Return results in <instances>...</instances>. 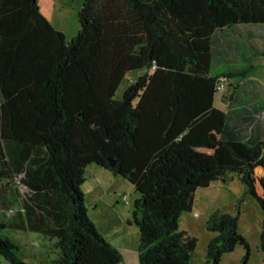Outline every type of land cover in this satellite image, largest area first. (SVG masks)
<instances>
[{
  "label": "trees",
  "instance_id": "16d2710c",
  "mask_svg": "<svg viewBox=\"0 0 264 264\" xmlns=\"http://www.w3.org/2000/svg\"><path fill=\"white\" fill-rule=\"evenodd\" d=\"M79 25L67 40L38 0H0V178L20 176L28 188L16 216L0 219V256L28 264L4 235L13 229L55 241L59 264H122L85 205L91 165L121 175L139 194V264H192L198 238L179 229L180 217L193 210L199 188L233 174L264 217V178L256 175L264 141L242 135L215 106L221 77L234 75L212 71L218 31L261 25L264 33V0H85ZM134 71L145 73L114 100ZM10 203L0 185V208ZM238 222L220 211L207 219L216 233L209 264L238 246L249 264Z\"/></svg>",
  "mask_w": 264,
  "mask_h": 264
},
{
  "label": "rangeland",
  "instance_id": "374dc122",
  "mask_svg": "<svg viewBox=\"0 0 264 264\" xmlns=\"http://www.w3.org/2000/svg\"><path fill=\"white\" fill-rule=\"evenodd\" d=\"M47 1L49 5L43 8L44 11L64 30L67 40H72L79 31V12L85 0ZM262 27L241 25L237 29L218 31L214 36L213 50V73L223 75L231 72L234 75L231 78L221 77L225 79V88L217 93L215 106L231 114V110L247 104L251 95L257 96L262 105V110L246 125L248 130L255 128L254 141H264V33L257 29ZM242 71L248 73L241 77L239 74ZM144 73L134 71L126 75L114 100H122L133 81ZM261 170V173L256 170L258 177L264 175V168ZM87 179L83 191L89 216L97 229L121 252L122 264H139L140 233L133 217L134 202L139 194L135 187L121 175L96 165L89 167ZM0 185L5 188L7 199L11 202L9 207L0 208V219H11L21 209L28 188L21 182L20 176L12 180L0 178ZM258 189L263 192L261 185ZM217 211L239 217L238 230L248 239L251 247L249 264H261L264 259L261 248L263 211L235 174L225 183L217 181L208 188H199L193 210L180 217L179 229L198 238L192 264H209L207 246L216 233L207 229L206 221ZM4 235L19 246L28 264H59L60 251L55 247V241L43 234L7 229ZM244 255V248L238 246L233 252L225 254L220 264H241ZM0 264L10 263L0 256Z\"/></svg>",
  "mask_w": 264,
  "mask_h": 264
},
{
  "label": "crops",
  "instance_id": "0c3cea01",
  "mask_svg": "<svg viewBox=\"0 0 264 264\" xmlns=\"http://www.w3.org/2000/svg\"><path fill=\"white\" fill-rule=\"evenodd\" d=\"M38 4L40 7L41 12L43 13V15L49 20V22L58 30H60L61 32H63L64 30L61 29L57 24H55L53 22V19L50 17V15H48V13H46L44 11L43 8L47 7L48 1L47 0H38ZM52 5V4H51ZM58 26V27H57ZM64 33V32H63ZM65 34V33H64ZM66 36V35H65ZM258 97L255 95H251V98L248 100V103L246 104H242L241 108L239 109H235V110H231V114L227 113V120L228 123L233 126L236 127L239 132L246 136L247 138L254 137L255 134V128H253L252 130H248V127L246 126L249 122H251L252 118L259 112L262 110L261 106L259 104V101L257 100ZM250 101V102H249ZM245 102V101H244ZM247 102V101H246ZM264 178L263 176H260L258 178ZM260 192V191H259ZM196 201V200H195Z\"/></svg>",
  "mask_w": 264,
  "mask_h": 264
},
{
  "label": "water",
  "instance_id": "95a60500",
  "mask_svg": "<svg viewBox=\"0 0 264 264\" xmlns=\"http://www.w3.org/2000/svg\"><path fill=\"white\" fill-rule=\"evenodd\" d=\"M97 128L103 134V136H105V137L107 136V128L103 123L97 124ZM116 163H117V161L115 159L110 158L111 167H114L116 165Z\"/></svg>",
  "mask_w": 264,
  "mask_h": 264
},
{
  "label": "built area",
  "instance_id": "2783aa9c",
  "mask_svg": "<svg viewBox=\"0 0 264 264\" xmlns=\"http://www.w3.org/2000/svg\"><path fill=\"white\" fill-rule=\"evenodd\" d=\"M224 88H225V79L222 78V79H220V81L218 83V90L222 91V90H224ZM125 199H127V198H125Z\"/></svg>",
  "mask_w": 264,
  "mask_h": 264
},
{
  "label": "bare ground",
  "instance_id": "6f19581e",
  "mask_svg": "<svg viewBox=\"0 0 264 264\" xmlns=\"http://www.w3.org/2000/svg\"><path fill=\"white\" fill-rule=\"evenodd\" d=\"M257 171H258V173H261L262 172L261 168H258Z\"/></svg>",
  "mask_w": 264,
  "mask_h": 264
}]
</instances>
